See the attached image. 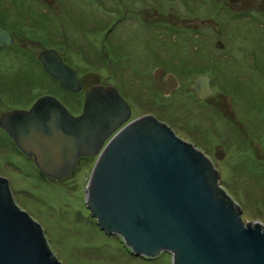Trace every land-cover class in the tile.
Instances as JSON below:
<instances>
[{
    "label": "water",
    "instance_id": "water-1",
    "mask_svg": "<svg viewBox=\"0 0 264 264\" xmlns=\"http://www.w3.org/2000/svg\"><path fill=\"white\" fill-rule=\"evenodd\" d=\"M3 38L10 41L0 28V43ZM37 59L62 89L80 91L75 71L55 50L43 49ZM130 117L116 87L97 84L78 116L44 95L27 111L2 115L0 127L56 182L70 177L82 158H95L86 208L100 230L119 235L135 255L169 253L173 264H264V224L243 220L238 197L224 188L211 157L158 116L124 126ZM0 264H64L1 173Z\"/></svg>",
    "mask_w": 264,
    "mask_h": 264
},
{
    "label": "rangeland",
    "instance_id": "rangeland-1",
    "mask_svg": "<svg viewBox=\"0 0 264 264\" xmlns=\"http://www.w3.org/2000/svg\"><path fill=\"white\" fill-rule=\"evenodd\" d=\"M3 1L0 0V4ZM5 1L4 4L15 6L18 10L6 20V26L20 38L16 41V46L27 45L28 75L27 82L22 87L26 90L27 96L17 103V106H26V103L30 105L36 98L51 94L70 111L80 110L84 99L82 94L70 97L42 70L37 56L43 49H53L63 56L77 71L78 77L83 76L85 86L89 87L97 81H108L114 84L112 86H117L118 77L110 73L111 67L118 62L117 50L111 46L114 44L110 47L104 45L106 34L104 21L99 24V19L92 18L104 16L111 18L110 21L116 20L119 18L118 10L137 11L141 24L146 23L148 19L152 21L151 28L144 24L137 27L131 24H129L131 27L124 25L117 30V37L114 35L115 38H112L119 42L124 41L126 50L134 56L133 60L125 59L128 64L125 71L129 79L140 81L141 103L135 105L133 101L128 100L129 104L135 106L137 116L150 109L148 107L150 102L145 103L141 99L147 96L155 97L152 73L156 67L166 64L171 72L182 75V60L190 58L183 52H192V49L198 46L189 43L191 37L196 38L200 35V39L204 41V51H197V54L209 52L211 56L223 54L228 56L233 53L239 56L248 53L250 56L253 55L252 58L261 60V55L257 53H264V25L257 31V38L252 39V43L245 32V27L235 30L230 26L233 24L230 22L233 16H244L247 10L245 4H248L246 0ZM247 1L264 6V0ZM193 2L198 6H194ZM188 6L190 8L187 10ZM203 10L206 13H203ZM20 13L26 14L24 24L19 18ZM86 18L90 24H85L83 20ZM185 18L192 19L191 22L185 23L188 26L184 25ZM203 18L207 20L205 23L201 22ZM261 23L264 24V20ZM187 45L190 47L187 48ZM107 55L111 57L110 60L109 57L107 59L112 65L105 60ZM130 61L134 63L131 64ZM17 66L18 62L0 56V72ZM87 73L89 76L84 78ZM129 93L132 91L129 90ZM182 93L183 90L180 89L170 98L156 94L155 114L158 116V113L162 112L158 108L159 105L167 104H171L167 107L172 112L169 114L176 116V110L179 114ZM1 98L9 106L16 105L13 99H9L10 96L7 99L5 95ZM260 106L262 105L256 104L258 108L256 112L258 116H264V109ZM172 118L168 116L169 120ZM176 118L180 124L179 115ZM164 119L167 120L166 117ZM171 121L169 122L172 123ZM177 127L176 132L185 138L181 126ZM8 153L5 157L0 156V173L9 177L64 264H173V256L169 253H162L154 259L139 257L119 235H109L100 230L96 219L90 216L85 205L84 188L93 167L90 159L81 161L70 177L56 182L44 178L32 160L18 152L14 145ZM7 161L11 164L8 165ZM240 170L239 168L234 171L224 170L222 184L227 191L238 197V207H243V220L264 224V186L257 185L255 181L251 183L246 176L239 177ZM257 175L264 181V173L259 172Z\"/></svg>",
    "mask_w": 264,
    "mask_h": 264
},
{
    "label": "flooded vegetation",
    "instance_id": "flooded-vegetation-1",
    "mask_svg": "<svg viewBox=\"0 0 264 264\" xmlns=\"http://www.w3.org/2000/svg\"><path fill=\"white\" fill-rule=\"evenodd\" d=\"M4 2L6 1L4 0L3 3L0 4V28L9 34L10 41L4 43L6 39L3 38L4 40L0 43V56L18 62V66L12 69L7 68L0 72V119L2 115L10 113L13 110L27 111L38 98L44 96L42 95L36 98L30 105L26 103V106H17V103L24 100L27 96L26 90L22 88L23 85H25L24 83L27 82L28 75L26 67L27 45L21 42V44H25L26 46H16V41L20 38L8 29L6 20L10 19L11 15L17 13L18 10H16L15 6L4 4ZM246 2L248 4H245L247 10L244 12V16H233L230 20L233 24L230 26L235 30L245 27V32L252 43V39L257 38V31L261 30V26L264 25L261 23L264 20V6L260 4L254 5V3H250V1L247 0ZM192 4L198 6L195 5L194 2ZM120 7H122L121 4ZM103 8L105 9V6H103ZM189 8L190 6L187 7V10ZM194 12H196V10H194ZM202 12L206 13L204 10ZM117 14L119 18L116 20L110 21L111 18H106L104 16H97L92 19H99V24L104 21L106 31L104 45L110 47L111 44H114L111 46H114L117 50L116 55L118 62L114 66H110L112 69L110 73L112 76L118 77L117 81L119 84L115 87L131 110V117L124 126L146 116L157 117V114H155L156 94H159L161 97L163 95L164 98H170L174 92L182 89L181 110L179 109V114L178 110H176V116L179 115V119H181L180 124H178V118L174 116L175 114H169L172 112L167 107H170L171 104L165 106L159 105L160 107L158 108L162 110L161 113H158L160 123L175 127L180 125L181 131L186 136L185 139L211 157L221 182H223L222 173L224 170L231 169L234 171V169L239 168V170L241 169L239 177L246 176L251 180V183L255 181L257 185L261 184L264 186V181L260 179V175H257L259 172L264 173V116H258L256 112V110H258L256 104H261L262 106L260 107L264 109V53H257L261 55V60L252 58L253 55L251 54V57L248 53L239 56L233 53L228 56L224 54L211 56L209 52L197 54V51H204V41L200 39V35H197L196 38L191 37V42L189 43H195L198 44V46L195 49L193 48L192 52H183V54H187L190 58L187 60L186 57L185 61L182 60V75L180 74L179 76L171 72L166 64L156 67L152 73L154 82L153 92L155 97L147 96L141 99L145 103L150 102L148 106L150 109L145 111L144 114L137 116L135 115V106L129 104L128 100L130 99L133 101L135 105L141 103L139 98L140 81L135 82L129 79L125 71L128 65L125 59L133 60L134 56L130 55V51L126 50L124 41L119 42L117 39L112 38H115L114 35L117 37V30L124 25L129 26V24H131L133 27H137L144 24V26L148 25L146 27L151 28L152 21L148 19L146 23L141 24L140 14L135 10H118ZM151 15H149L148 18H150ZM25 17L26 14H19V18L23 24L26 22ZM83 21H85V24H90L87 18ZM191 21L192 19L185 18L183 22L185 26H188L185 23ZM206 21L207 20H204V18L201 20L202 23ZM188 47L190 46L187 45V48ZM59 56L65 65L75 71L81 86L79 92L75 93L62 89L59 85V81L47 74L41 63L38 62L50 79L56 83L61 90L68 93L70 97H77L78 94H82L85 99L87 92L94 85L99 84L104 87L114 85L108 81H97L89 87L85 86L82 78L83 76L79 78L77 71L65 61L63 56ZM108 57L109 60L111 59V57L107 55L105 60L108 61L109 65H112L111 61L107 59ZM130 63L132 64L134 62L130 61ZM256 74L257 76H255ZM88 76L89 73L85 74L84 78ZM174 83L177 84L176 88H174ZM129 90H131L132 93H129ZM4 95L6 99L10 96L9 99H13L16 105L9 106L4 103L1 98L4 97ZM83 101L78 112L70 111L64 103H61L72 116H78L81 114ZM165 103L166 101L164 104ZM166 115L172 116V121L169 120ZM165 117L168 121L164 119ZM13 145L9 135L0 127V156L5 157L8 155ZM86 159H90L91 163L95 161V158H82L77 166H79L81 161ZM6 163L8 165L11 164L10 161ZM241 173L244 174L242 175Z\"/></svg>",
    "mask_w": 264,
    "mask_h": 264
}]
</instances>
